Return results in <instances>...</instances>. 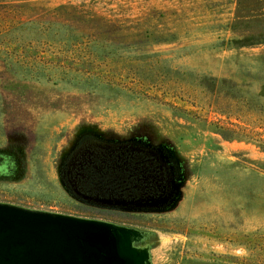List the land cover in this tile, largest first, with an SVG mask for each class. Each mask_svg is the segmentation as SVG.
I'll return each mask as SVG.
<instances>
[{
  "label": "rangeland",
  "instance_id": "1",
  "mask_svg": "<svg viewBox=\"0 0 264 264\" xmlns=\"http://www.w3.org/2000/svg\"><path fill=\"white\" fill-rule=\"evenodd\" d=\"M248 6L264 17V0ZM58 8L83 32L109 41L84 66L111 85L87 91L19 79L0 60V202L131 228L146 264H264L263 146L225 139L169 106L209 121L227 110L210 107L197 76L176 67L255 91L264 82V43L233 48L230 42L243 28L234 24L236 0H0V26ZM254 98H240L239 117L222 118L258 126L264 138V98ZM90 136L156 148L170 165L171 191L120 206L75 194L64 166L77 142Z\"/></svg>",
  "mask_w": 264,
  "mask_h": 264
},
{
  "label": "trees",
  "instance_id": "2",
  "mask_svg": "<svg viewBox=\"0 0 264 264\" xmlns=\"http://www.w3.org/2000/svg\"><path fill=\"white\" fill-rule=\"evenodd\" d=\"M251 0H236L237 14L234 24H242L241 34L230 40L233 48L252 47L264 43V17L251 14L248 6ZM260 1V0H255ZM77 10L76 6L72 7ZM65 8H58L26 20H18L9 26H0V60L6 73L19 79L37 82H52L79 90L95 91L111 83L100 79L96 70L84 65L93 63L96 50H105L109 41L100 42L92 34L83 32L80 21L75 18L68 21L60 13ZM248 9V10H247ZM260 25L259 28H254ZM162 62H166L163 59ZM175 72L185 76H197L196 87L205 90L210 107L223 105L226 111H217L220 119L213 121L201 116L196 110L187 109L170 103L175 116L192 122L199 121L200 126H212L215 132L229 140H255L264 148L262 138L255 126L244 124L236 118L233 122L223 121V116H238L241 113L239 100L247 96L248 100L264 98V82L258 90H251L250 84L236 82L225 77L198 75L193 69L176 67ZM190 78V79H191ZM192 85V80L187 81ZM191 83V84H190ZM222 96V97H220ZM219 98L225 100L222 103ZM247 107L250 103L246 102ZM192 104V102H191ZM193 105V104H192ZM255 110V109H253ZM239 117V116H238Z\"/></svg>",
  "mask_w": 264,
  "mask_h": 264
},
{
  "label": "water",
  "instance_id": "3",
  "mask_svg": "<svg viewBox=\"0 0 264 264\" xmlns=\"http://www.w3.org/2000/svg\"><path fill=\"white\" fill-rule=\"evenodd\" d=\"M139 242L111 222L0 202V264H146Z\"/></svg>",
  "mask_w": 264,
  "mask_h": 264
},
{
  "label": "flooded vegetation",
  "instance_id": "4",
  "mask_svg": "<svg viewBox=\"0 0 264 264\" xmlns=\"http://www.w3.org/2000/svg\"><path fill=\"white\" fill-rule=\"evenodd\" d=\"M75 194L96 202L149 203L171 191L168 161L154 147L81 138L64 166Z\"/></svg>",
  "mask_w": 264,
  "mask_h": 264
}]
</instances>
